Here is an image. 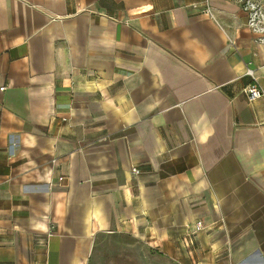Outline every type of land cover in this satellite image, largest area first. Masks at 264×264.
I'll return each mask as SVG.
<instances>
[{
    "label": "crops",
    "instance_id": "crops-1",
    "mask_svg": "<svg viewBox=\"0 0 264 264\" xmlns=\"http://www.w3.org/2000/svg\"><path fill=\"white\" fill-rule=\"evenodd\" d=\"M247 18L238 0H0V264H87L115 234L172 264H264Z\"/></svg>",
    "mask_w": 264,
    "mask_h": 264
},
{
    "label": "rangeland",
    "instance_id": "rangeland-1",
    "mask_svg": "<svg viewBox=\"0 0 264 264\" xmlns=\"http://www.w3.org/2000/svg\"><path fill=\"white\" fill-rule=\"evenodd\" d=\"M87 264H172V259L128 234H115L94 245Z\"/></svg>",
    "mask_w": 264,
    "mask_h": 264
},
{
    "label": "built area",
    "instance_id": "built-area-1",
    "mask_svg": "<svg viewBox=\"0 0 264 264\" xmlns=\"http://www.w3.org/2000/svg\"><path fill=\"white\" fill-rule=\"evenodd\" d=\"M241 3L242 8L247 12V24L255 32L262 34L261 40H264V4H259L254 0H238ZM203 11L211 15V9L206 4ZM247 74L252 75V70L247 69ZM253 82L247 84L243 88V92L248 100H254L260 97H264V89L253 78ZM4 86H0V90H3ZM132 172L138 173L136 167H132ZM203 228L201 220H196L193 225V230L196 232Z\"/></svg>",
    "mask_w": 264,
    "mask_h": 264
}]
</instances>
